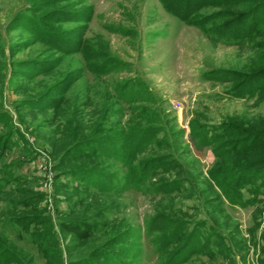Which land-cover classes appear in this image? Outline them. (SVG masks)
Returning a JSON list of instances; mask_svg holds the SVG:
<instances>
[{
    "label": "rangeland",
    "instance_id": "1",
    "mask_svg": "<svg viewBox=\"0 0 264 264\" xmlns=\"http://www.w3.org/2000/svg\"><path fill=\"white\" fill-rule=\"evenodd\" d=\"M244 1L0 0V264H166L191 235L177 264H264V171L214 177L264 129V0L224 28Z\"/></svg>",
    "mask_w": 264,
    "mask_h": 264
},
{
    "label": "trees",
    "instance_id": "2",
    "mask_svg": "<svg viewBox=\"0 0 264 264\" xmlns=\"http://www.w3.org/2000/svg\"><path fill=\"white\" fill-rule=\"evenodd\" d=\"M162 2L168 3V7H172V2H167V0H161ZM183 1V2H182ZM239 0H179L180 3H182L184 5V11L183 14L181 15V19H186L189 17V12L194 11L197 8H201L202 6L206 5V4H210V5H221V4H228V3H235L238 2ZM259 0H246L243 2L242 6L240 7V10L238 12H236L235 15H231L233 18L230 21H226L224 22V28L227 29L228 31H232V34L235 35V33H246L247 30V19L248 16L251 14V12L257 7V5L260 4V2H258ZM180 5V4H179ZM171 9V8H170ZM264 25H260V29L262 28V30H264L263 28ZM252 29H250V32L253 33V31H251ZM262 66H259L257 68L260 69V71H258V74L261 75L260 79H264V70H262L263 68H260ZM256 68V69H257ZM235 91L238 92V95L240 94H245L244 91V87L241 85L239 88L235 86ZM240 93V94H239ZM238 129L235 132H231L234 133V135H236L238 138L235 140H230V141H225L224 146L228 147L231 151L234 152H240V153H245V155H247L245 157V160L243 161H236L234 163H231L229 166H224V168H222L223 170H220L222 172L216 173L215 174V178L222 176L227 180L228 185L231 184L234 188H238L240 187L241 183H243L245 180H248L250 178H252L254 171H258L262 172L264 171V129H260L258 131H253V130H244V129H240V128H236ZM12 139V135L10 134L8 136V142L9 140L11 141ZM105 140V139H104ZM78 145H81L80 148L82 149L81 153L82 155H95V142L93 140H90L88 142L80 143ZM223 145V144H222ZM73 147H69L67 150H71L73 149ZM259 149V150H258ZM96 155H100V154H96ZM222 154H220L221 156ZM157 160H154L152 162H155ZM163 161L160 160L159 163H162ZM79 177L84 178H88L87 174H80ZM13 178V177H12ZM15 179V178H14ZM88 179H92V178H88ZM99 180L101 181H107V177L102 175L99 177ZM261 185H264V179L260 181ZM227 185H225L224 187H226ZM222 186V190L224 192L225 195H228L229 192H227V190H225ZM40 217H42L40 222L41 226H45L48 223V219L46 218V216H29V215H22V216H18L15 220H14V224L15 225H19L22 229H26L29 228L31 224H35V219H40ZM45 234V235H44ZM47 233L44 232L43 236L44 237H37L35 239V242L39 241L38 244H42L44 243L48 237L46 235ZM41 235L40 233L37 234ZM178 235H180L179 233V229L175 232L172 231H167L164 234H162V238H165L166 243L169 245L170 243L176 242L178 239ZM191 238H193V235L188 237V240L186 241V243H183V245L186 244L185 248L183 249L184 251L187 250L189 243H192L194 241H190ZM39 239V240H38ZM183 250H181V252L174 254L173 255V259H169V261L166 264H177V255L181 254L183 252ZM47 251V250H45ZM100 256H103L106 260H112V262H115L114 259H109L108 254H106L105 252L100 251L99 253ZM91 264H96L95 262H92Z\"/></svg>",
    "mask_w": 264,
    "mask_h": 264
}]
</instances>
